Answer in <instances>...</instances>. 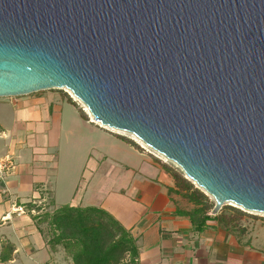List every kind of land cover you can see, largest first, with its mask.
I'll use <instances>...</instances> for the list:
<instances>
[{"label": "water", "instance_id": "95a60500", "mask_svg": "<svg viewBox=\"0 0 264 264\" xmlns=\"http://www.w3.org/2000/svg\"><path fill=\"white\" fill-rule=\"evenodd\" d=\"M51 88L264 213V0H0V97Z\"/></svg>", "mask_w": 264, "mask_h": 264}, {"label": "crops", "instance_id": "0c3cea01", "mask_svg": "<svg viewBox=\"0 0 264 264\" xmlns=\"http://www.w3.org/2000/svg\"><path fill=\"white\" fill-rule=\"evenodd\" d=\"M70 98L67 90L58 88L0 97V111L11 106L13 114L10 128L0 115V138L10 135L6 152L5 143L0 147V160L10 156L16 164L14 170L0 175V264H72L62 248L49 246L43 224H37L25 208L30 201L50 202V210L60 205L89 206L77 204L79 195L71 194L79 182L88 131L94 134L101 125L88 115L84 118ZM116 132L112 133L120 135ZM54 161L69 164L67 168L57 166L54 179L74 171L73 181L54 188L48 178ZM150 162L154 164L150 168L157 165L159 169V186L134 180L127 193L110 198V209L99 206L137 239L139 264H264V247L254 245L245 235L240 237L216 224L197 230L189 216L178 213L192 205L172 190L173 181L161 166L153 158ZM91 167L97 169L98 162L93 160Z\"/></svg>", "mask_w": 264, "mask_h": 264}, {"label": "trees", "instance_id": "16d2710c", "mask_svg": "<svg viewBox=\"0 0 264 264\" xmlns=\"http://www.w3.org/2000/svg\"><path fill=\"white\" fill-rule=\"evenodd\" d=\"M79 110L88 118L80 107ZM119 136L140 148L131 139ZM153 160L172 179V190L192 205L191 209L178 210V213L189 216L197 230L216 224L240 237L245 235L241 220L248 216L246 212L225 204L216 214H211L214 201L208 195L172 165L157 157ZM48 206L51 205L47 201H30L25 208L37 224L46 223L49 246L62 248L72 264H139L137 239L106 209L92 205H60L50 210Z\"/></svg>", "mask_w": 264, "mask_h": 264}, {"label": "rangeland", "instance_id": "374dc122", "mask_svg": "<svg viewBox=\"0 0 264 264\" xmlns=\"http://www.w3.org/2000/svg\"><path fill=\"white\" fill-rule=\"evenodd\" d=\"M67 93L69 97H71V99L74 100L85 113H87L89 119L92 120L84 104L77 98L73 97V95L70 94V91L67 90ZM4 97L10 99L13 96ZM7 103L11 102L8 100ZM11 108V106L2 107L0 111L1 119L4 124L8 126L7 128H10L13 116ZM101 128L93 131L94 134L88 131L87 140L83 143V149H86V154L84 155L80 166L79 182L71 194V196L74 193L79 195L80 199L77 200V204L96 205L109 208V205L112 206L111 203H107L110 198L115 195H120L122 192L127 193L134 180L149 181L153 185L159 186V184L156 183L157 170L159 169L157 168V165H155L156 167L151 165V168L149 166L150 164H153V162H150L153 157H157L169 165H172L185 176L184 172L174 162L164 158L144 143L138 141L133 135L117 131L116 129H110L105 126H101ZM114 130L120 135L132 137L133 141L142 147L141 149L144 153L132 143L126 141L119 135L112 133ZM9 137L10 135H7L5 139L0 138V147L5 143V149H3V152H6V148L9 146ZM1 152L2 151H0V153ZM93 160L98 162L97 169L91 167ZM67 164V162L65 164H57L55 161L52 163L48 178L50 182L54 184V188L55 185L58 188L60 185L64 186L69 184L70 180L73 181V176L75 174L74 171L67 174L60 173V177L56 179L53 177L55 168L60 166H65V168H67ZM190 181L194 186L198 187L192 180ZM199 189L204 192L202 188ZM166 191L170 193L171 189L167 188ZM204 193L206 194V192ZM208 197L214 201L210 195H208ZM58 200L64 201L59 197ZM227 205L241 209L248 214V216H244L241 220V225L246 229L245 239H250L254 245L264 247V213L248 211L234 203H227ZM17 213L21 214L22 212ZM43 227L46 230V223L43 224Z\"/></svg>", "mask_w": 264, "mask_h": 264}, {"label": "built area", "instance_id": "2783aa9c", "mask_svg": "<svg viewBox=\"0 0 264 264\" xmlns=\"http://www.w3.org/2000/svg\"><path fill=\"white\" fill-rule=\"evenodd\" d=\"M71 94V93H70ZM74 97V96H73ZM91 118V116H90ZM92 119V118H91ZM93 120V119H92ZM94 121V120H93ZM96 122V121H94ZM98 123V122H96ZM99 124V123H98ZM100 125V124H99ZM103 126V125H101ZM107 127V126H105ZM109 128V127H108ZM112 129V128H110ZM15 162L14 160L10 157V156H6L4 158H2L0 160V175L4 174V173H9L10 171L14 170L15 169ZM16 212H22L21 208H15L14 209Z\"/></svg>", "mask_w": 264, "mask_h": 264}, {"label": "bare ground", "instance_id": "6f19581e", "mask_svg": "<svg viewBox=\"0 0 264 264\" xmlns=\"http://www.w3.org/2000/svg\"><path fill=\"white\" fill-rule=\"evenodd\" d=\"M71 93V92H70ZM72 94V93H71ZM95 121V120H94ZM97 122V121H96ZM117 131H121V130H117ZM135 137V136H134ZM136 138V137H135ZM138 141H140L138 138H136ZM141 142V141H140ZM143 143V142H142Z\"/></svg>", "mask_w": 264, "mask_h": 264}]
</instances>
